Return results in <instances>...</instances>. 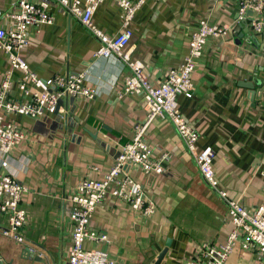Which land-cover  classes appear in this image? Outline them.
<instances>
[{"label": "crops", "instance_id": "obj_1", "mask_svg": "<svg viewBox=\"0 0 264 264\" xmlns=\"http://www.w3.org/2000/svg\"><path fill=\"white\" fill-rule=\"evenodd\" d=\"M14 1L0 0V9L14 10ZM47 2L51 22L28 27L21 56L40 77L84 73V83L97 92L90 98L77 96L73 103L65 97L57 111L42 117L6 115L23 128L25 138L11 151L8 167L0 164V173L11 172L25 186L20 205L26 214L20 229L25 241L17 243L2 234L6 218L0 213V258L6 264H66L72 233L71 196L77 182L102 179L117 147L131 140L147 112L142 95L121 93L127 67L116 57L96 56L98 40L58 0ZM123 16V8L114 0H102L93 21L114 35L123 30ZM201 18L228 30L207 39L191 74L192 94L177 95L179 110L198 133L197 149H215L213 168L219 187L252 210L264 198L260 170L264 159V30L254 32L239 24L238 0H145L126 28V47L157 84L182 62ZM11 24L8 18L0 19L1 27ZM237 39L240 44L235 43ZM9 67L0 49V82ZM13 79L10 96L28 100L17 86L20 71L14 72ZM249 81L257 83L253 97V90L242 85ZM61 113L71 114L64 119ZM145 139L154 158L166 154L163 171L146 174L124 165L123 173L141 183L142 195L153 202L154 212L144 215L132 210L127 201L108 192L89 222L107 240H86L84 247L104 250L115 264H152L167 245L160 264H187L200 258L203 244L225 241L232 228L225 202L204 182L169 120L153 118ZM26 248L45 262L34 261ZM224 264H263V260L254 250L237 244Z\"/></svg>", "mask_w": 264, "mask_h": 264}, {"label": "built area", "instance_id": "obj_2", "mask_svg": "<svg viewBox=\"0 0 264 264\" xmlns=\"http://www.w3.org/2000/svg\"><path fill=\"white\" fill-rule=\"evenodd\" d=\"M101 1L58 0L98 40L96 56L106 59L116 57L127 67L121 93L142 95L147 112L143 122L135 126L131 140L117 147L113 164L103 178H82L77 182L71 196L72 233L66 264H115L104 250L84 247L86 240H107L106 234L90 228L89 222L96 206L104 200L108 192L127 201L132 210L144 215L154 212L153 202L142 195L141 183L123 173V167L130 165L146 174H159L163 171L166 154L154 158L152 148L145 139L146 129L155 117L170 121L204 182L225 202L232 224L224 242L218 245L203 244L199 249L200 258L191 259L187 264H224L237 244L244 249L254 250L264 264V198L254 209L248 210L219 187L213 168L216 151L210 146L197 149L198 133L181 114L177 102V95H191L194 90L191 74L207 39L224 35L228 27L201 18L191 33L188 51L182 62L171 67L165 79L156 84L149 80L143 63L132 59L130 48L126 47V28L145 0H114L124 10L123 30L114 35L101 30L93 21V13ZM47 4V0H15L14 10L0 9V19L8 18L12 21L11 26H0V49L6 53L10 65L0 82V164L3 167H8L11 151L25 138L23 128L8 120L7 114L42 117L46 113L55 112L60 98H90L97 92L95 87L84 83V73H60L47 78L40 77L21 56L20 50L25 44L28 27L51 22ZM249 10L252 12L250 16L247 15ZM238 18L246 20L248 27L254 32L264 30V0H238ZM15 71H20L17 86L23 95L29 96L26 101L10 96ZM260 170L264 176V159L260 162ZM24 190L25 186L11 172L0 173V213L6 218L2 234L17 243L25 241L20 231L26 217L25 210L20 205Z\"/></svg>", "mask_w": 264, "mask_h": 264}, {"label": "water", "instance_id": "obj_3", "mask_svg": "<svg viewBox=\"0 0 264 264\" xmlns=\"http://www.w3.org/2000/svg\"><path fill=\"white\" fill-rule=\"evenodd\" d=\"M251 11L249 10L247 12V15H251ZM241 26H247L248 27V24H247V21L246 20H241L240 23H239ZM235 43L236 44H240L241 43V40L240 39H237L235 40ZM257 83L253 82V81H249V82H245L243 83L242 85L247 87L248 89L250 90H253L252 91V97L254 96V92H255V89H254V86L256 85ZM68 99L69 101H71V103H73V101L75 100V97L74 96H68ZM62 102V98H60L58 100V103L60 104ZM57 111V109L55 110ZM71 114V113H70ZM69 113H65L63 114L64 116V119L68 117V115H70ZM58 117H59V114H58ZM168 243V242H167ZM166 250H167V245L156 255L155 259L153 260L152 264H160L162 258L164 257V254L166 253ZM26 253L27 255H29L34 261H37V262H40V263H44L45 260L43 257H41L38 253H32L28 250V248H26ZM0 264H6L4 263L3 259L0 258ZM7 264H11V262H8Z\"/></svg>", "mask_w": 264, "mask_h": 264}]
</instances>
